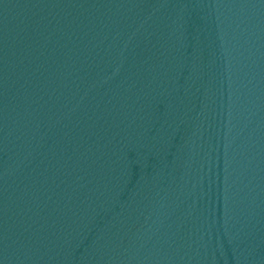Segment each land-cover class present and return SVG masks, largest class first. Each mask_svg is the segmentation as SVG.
<instances>
[{
	"label": "water",
	"instance_id": "obj_1",
	"mask_svg": "<svg viewBox=\"0 0 264 264\" xmlns=\"http://www.w3.org/2000/svg\"><path fill=\"white\" fill-rule=\"evenodd\" d=\"M0 264H264V0H0Z\"/></svg>",
	"mask_w": 264,
	"mask_h": 264
}]
</instances>
